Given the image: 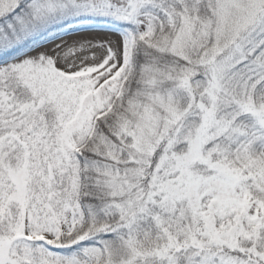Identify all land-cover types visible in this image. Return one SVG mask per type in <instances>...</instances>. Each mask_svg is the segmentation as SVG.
<instances>
[{
  "label": "snow or ice",
  "instance_id": "obj_1",
  "mask_svg": "<svg viewBox=\"0 0 264 264\" xmlns=\"http://www.w3.org/2000/svg\"><path fill=\"white\" fill-rule=\"evenodd\" d=\"M0 264H264V0H0Z\"/></svg>",
  "mask_w": 264,
  "mask_h": 264
}]
</instances>
